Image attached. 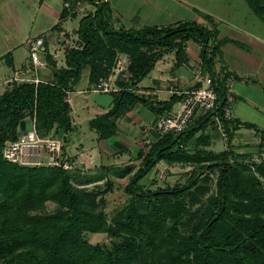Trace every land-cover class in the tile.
<instances>
[{"label":"trees","instance_id":"16d2710c","mask_svg":"<svg viewBox=\"0 0 264 264\" xmlns=\"http://www.w3.org/2000/svg\"><path fill=\"white\" fill-rule=\"evenodd\" d=\"M82 1L94 0H64L68 6L60 19L74 15L71 11ZM244 2L264 23V0ZM95 7L79 21L75 45L64 48L63 65L57 66L49 53L45 56L49 81L15 82L0 95V264H264V160L245 162L232 153L230 143L239 123L223 118L224 81H215L218 100L213 114L138 152L141 163L123 188L127 205L110 219L105 195L112 182L106 181L104 190L87 189L73 183L72 172L60 167L20 166L3 159L4 145L17 141L20 126L27 122L25 131L34 124L42 138L65 139L73 131L67 93L84 76L87 89L107 79L121 56L128 65L116 81L119 91L109 94L112 106L87 123L99 140L115 135L116 120L125 110L147 102L133 89L158 59L174 53L180 64L186 44L194 42L201 69L213 77L220 47L238 45L227 38L218 40L214 29L188 22L115 30L108 24L109 7ZM183 97L173 95L167 102L149 105L163 115ZM214 115L227 133L225 151L201 149L202 135L190 149L187 142L207 123L216 128ZM258 135L264 140V133ZM159 162L195 169L181 187L146 189L139 182ZM47 203L55 205L52 212L45 211ZM86 234H104L110 244H91Z\"/></svg>","mask_w":264,"mask_h":264},{"label":"crops","instance_id":"0c3cea01","mask_svg":"<svg viewBox=\"0 0 264 264\" xmlns=\"http://www.w3.org/2000/svg\"><path fill=\"white\" fill-rule=\"evenodd\" d=\"M102 3L109 7L108 24L115 30L175 26L188 22L202 25L208 30H216L218 40L227 38L238 43V45L226 43L220 47L215 71L227 72L234 78L232 95L235 102L232 106V115L239 123V127L231 139L232 153L243 157L245 162L255 161L259 149L257 135L264 133V23L251 13L244 0L82 1L74 7V11H71L74 15L63 20L60 19V15L66 4L64 0H0L1 93L16 82L13 80L17 75L30 78L37 76L41 80L49 81L51 79L49 66L46 67L48 71L43 74L42 70L36 75L32 72L28 42L35 38L43 39L45 45L51 48L49 54L57 53L59 50L58 59L62 60L64 48L72 47L73 41L77 40V29L67 28L69 20L78 17L81 20L94 12L97 4ZM215 19L218 22H215L214 26ZM61 42H64V45ZM199 52L196 43L190 46L188 42L185 59L180 64H176L174 53L158 59L153 70L133 89L135 95L143 97L147 102H138L125 110L117 118L116 133L111 138L99 140L97 134L88 128L87 123L107 112L113 101L108 108H103L95 102L85 107L87 111L82 115L89 131L86 135L95 139L96 145L88 148L85 143L86 137L83 139L84 142L81 137H77V145L70 151L63 145V151L67 155L77 157L83 162L72 172L74 179L76 178L75 183L92 177L82 186L92 189L106 181L116 184L115 179L117 182L127 184L141 163L137 154L141 150H146L145 141L150 140L152 144L157 140L152 126L158 114L151 109L149 103L167 102L173 95L184 96L199 85V77L196 75L200 68ZM58 65L61 64L57 63ZM82 82H85L84 88L87 89L85 76ZM78 92L79 90L76 91ZM87 94L90 97L95 95ZM181 101L175 103L170 112L163 114L178 111ZM200 118L202 116L196 117L192 124L195 125ZM201 135L205 137V140L199 143L201 149L214 154L225 151L226 145L221 151L213 150L220 135L215 126L209 123L187 142L190 149L196 147V138ZM160 165L164 167L159 176L164 171L170 175L174 173V169H180L185 183L190 177V172L195 169L194 165L189 164L168 165L159 162L156 166ZM127 167L131 168L130 172L122 175Z\"/></svg>","mask_w":264,"mask_h":264},{"label":"built area","instance_id":"2783aa9c","mask_svg":"<svg viewBox=\"0 0 264 264\" xmlns=\"http://www.w3.org/2000/svg\"><path fill=\"white\" fill-rule=\"evenodd\" d=\"M68 5L65 4V7ZM57 43L58 41L55 40ZM29 58L31 61L32 72L37 74L40 69L48 67L45 56L49 53L45 47L44 41L41 38H35L28 42ZM58 52L50 54L52 60L63 65L64 55L62 60L58 59ZM64 54V50H63ZM60 65V66H61ZM128 62L124 56L116 60L110 76L107 79L100 81L95 86L78 93L89 92L93 94H111L118 92L119 88L115 85L119 76L126 71ZM59 66V65H58ZM197 77H199V85L193 90L185 93L180 108L178 111L171 114L158 115L152 126L157 139H162L167 135H179L185 132L193 123L194 119L199 116H204L209 113H214L217 109L218 95L216 93L217 80L224 81V88L226 90V107L224 108L223 118L230 122L233 121L232 106L235 99L232 95V84L234 78L231 75H226V72L215 71V76L207 75L203 72L201 67L197 70ZM16 82H27L38 84L44 82L37 76L19 77L15 76ZM67 93L65 101L71 106V100ZM213 120L216 129L219 132L222 141L226 145L228 137L224 126L221 124L219 117L214 115ZM258 156L256 162L264 160V140L261 135L257 136ZM145 146L149 148L151 141L146 140ZM2 157L9 163L18 164L20 166L29 167H60L65 171L73 172L75 168L83 162L73 156L67 155L63 151V144L59 139L50 137H40L34 124L31 128L21 134L17 141L7 142L2 149Z\"/></svg>","mask_w":264,"mask_h":264},{"label":"rangeland","instance_id":"374dc122","mask_svg":"<svg viewBox=\"0 0 264 264\" xmlns=\"http://www.w3.org/2000/svg\"><path fill=\"white\" fill-rule=\"evenodd\" d=\"M80 16L82 17V15H80ZM79 20H80V17L69 20L67 28H69L70 30L77 29ZM215 22H218V21L216 19H215V21L213 20L214 26L216 25ZM72 44L75 45V41H73ZM193 45H194V43L190 42V46H193ZM45 47L47 48V51L50 52L49 50L51 48H49V45L46 44ZM168 55L171 56V53H169ZM29 60H30V58H29ZM40 70H42L41 71L42 74L48 71L47 68H43ZM84 83L85 82L81 81L80 84L77 85L76 87H74L72 89V91H70V94L68 95V97L70 98V100L72 102V105L70 106V108H71V119H72L73 131L65 139L62 136H60V138H59V140L64 145V147L67 151L72 150L77 145V141H76L77 137H81L82 141H83L84 137H86L85 143H86V146L88 148L96 145V140L95 139L93 140V139H91V137L89 135H86V134H89L88 133L89 131L86 128V122L83 121V115H82V113H86V111H87V108H85V107L91 106L90 104H93L92 103L93 102L92 97H90L89 94H87L89 92H84L81 94L76 93L77 90L83 91L86 89V88H84V87H86L84 85ZM0 93H1V89H0ZM77 117H79V118H77ZM224 145L225 144L222 141V138L219 136L218 139L215 141L214 149L213 148L212 149L215 151H221L224 149ZM163 167H164V165L155 166L145 177H143L140 180L139 183L141 185L145 186L146 189H151V190H155L158 187L159 188L181 187L182 185L185 184V178H183V176L181 175L180 169H174L173 170L174 173L170 174V175L167 174V171H164L163 174L159 176V173L161 172ZM215 177H216V173H214V175H213L214 179H215ZM78 179H80V178H78ZM91 179H92V177H90L89 179H85L82 182L79 181L80 183H78V182L75 183L73 181V179H72V181L75 184H87V181H89ZM74 180H76V178ZM114 182H116V184H114L112 182L113 187H112L111 191L105 195V202H106L105 214H106L108 219H110L118 211L122 210L127 205L128 198H129L123 189L125 186V182H122V183L117 182L116 179ZM99 189L104 190L105 189V183L103 185H100ZM213 189H214V183L212 185V190ZM54 208H55V205L53 203H47L45 206V211L46 212H52L54 210ZM85 238L91 244H99V245H106V246H109V244H110V239L104 234H86Z\"/></svg>","mask_w":264,"mask_h":264},{"label":"water","instance_id":"95a60500","mask_svg":"<svg viewBox=\"0 0 264 264\" xmlns=\"http://www.w3.org/2000/svg\"><path fill=\"white\" fill-rule=\"evenodd\" d=\"M92 100L99 106L103 108H108L109 104L113 101V97L109 94H95L92 97ZM25 126H30V123L27 122L26 124H22L20 126L18 138L20 137L21 134L25 133Z\"/></svg>","mask_w":264,"mask_h":264}]
</instances>
